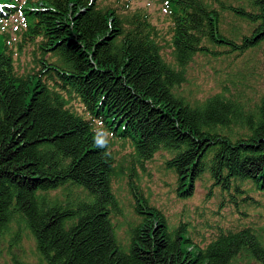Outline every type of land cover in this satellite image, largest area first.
I'll return each mask as SVG.
<instances>
[{
  "label": "trees",
  "instance_id": "obj_1",
  "mask_svg": "<svg viewBox=\"0 0 264 264\" xmlns=\"http://www.w3.org/2000/svg\"><path fill=\"white\" fill-rule=\"evenodd\" d=\"M234 1L250 9L230 11L254 25L240 44L218 32L219 13L207 0H167L174 69L161 56L157 26L146 10L131 11L129 0H23L20 38L0 31V234L19 221L47 264H231L242 253L264 264V230L220 231L201 247L145 202L121 246L111 179L122 167L113 148L123 145L66 98L75 95L104 125H116L132 164L169 152L165 166L179 197H191L204 172L224 195H241L244 182L264 193V104L249 111L220 93L191 104L175 93L192 58L214 53L204 40L226 53L264 41V0ZM16 4L0 0V19ZM26 51L29 69L19 73Z\"/></svg>",
  "mask_w": 264,
  "mask_h": 264
},
{
  "label": "rangeland",
  "instance_id": "obj_2",
  "mask_svg": "<svg viewBox=\"0 0 264 264\" xmlns=\"http://www.w3.org/2000/svg\"><path fill=\"white\" fill-rule=\"evenodd\" d=\"M207 1L212 9L219 12L220 34L237 44L241 43L244 36L250 35L254 25L230 11L231 7H244L249 10L243 1ZM133 6H145L149 9L161 36V54L171 63L169 27L165 26L163 21L167 20L165 12L155 5V0L136 1ZM11 22L13 23L14 19ZM14 30L15 25H10L8 31ZM210 48L215 50V53L197 54L194 57L186 68L185 81L175 89V93L191 104L204 102L217 93L241 101L249 111L264 104V41L241 53H226V49L218 46ZM12 49L16 56L15 52L19 49L15 46H12ZM24 52L16 62L19 73L29 69L26 64L30 57L27 51ZM169 157V152L160 150L151 160L132 164L122 154L118 155L122 167L119 169L120 173L112 178L111 186L120 210L119 215L113 216L111 221L116 225L115 234L121 246L127 247L131 230L140 221L134 211L135 197L140 195L151 207L163 213L170 228L184 225L192 242L199 246L207 244L220 231L227 232L245 226L264 230L263 192L255 189L251 183L244 182L240 186V190H244L241 195L237 196L233 191L224 195L214 187L210 175L204 172L202 177L195 181L192 196L187 199L179 198L176 194V175L165 166ZM132 186L137 188L135 194L132 192ZM50 194L60 195L61 192L54 191ZM19 229V240L12 242L14 232ZM262 238L264 240V234ZM18 262L47 264L37 252L31 231L14 220L10 223L9 230L0 234V264ZM231 264L260 263L242 253Z\"/></svg>",
  "mask_w": 264,
  "mask_h": 264
},
{
  "label": "bare ground",
  "instance_id": "obj_3",
  "mask_svg": "<svg viewBox=\"0 0 264 264\" xmlns=\"http://www.w3.org/2000/svg\"><path fill=\"white\" fill-rule=\"evenodd\" d=\"M217 46H218V47H222L220 44L216 43L214 47H217ZM222 48H223V47H222ZM214 51H215V50H213V52H214ZM214 53H215V52H214ZM236 53H239V52H236Z\"/></svg>",
  "mask_w": 264,
  "mask_h": 264
},
{
  "label": "clouds",
  "instance_id": "obj_4",
  "mask_svg": "<svg viewBox=\"0 0 264 264\" xmlns=\"http://www.w3.org/2000/svg\"><path fill=\"white\" fill-rule=\"evenodd\" d=\"M103 142H98V146L102 145Z\"/></svg>",
  "mask_w": 264,
  "mask_h": 264
}]
</instances>
